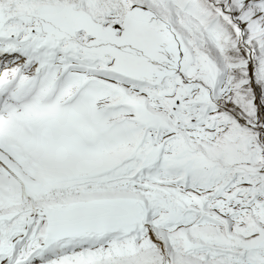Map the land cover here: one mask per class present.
<instances>
[{"label":"snow or ice","instance_id":"1","mask_svg":"<svg viewBox=\"0 0 264 264\" xmlns=\"http://www.w3.org/2000/svg\"><path fill=\"white\" fill-rule=\"evenodd\" d=\"M0 264H264V0H0Z\"/></svg>","mask_w":264,"mask_h":264}]
</instances>
